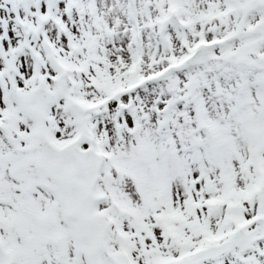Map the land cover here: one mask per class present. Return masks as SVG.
Wrapping results in <instances>:
<instances>
[{"label": "snow or ice", "instance_id": "1", "mask_svg": "<svg viewBox=\"0 0 264 264\" xmlns=\"http://www.w3.org/2000/svg\"><path fill=\"white\" fill-rule=\"evenodd\" d=\"M0 264H264V0H0Z\"/></svg>", "mask_w": 264, "mask_h": 264}]
</instances>
